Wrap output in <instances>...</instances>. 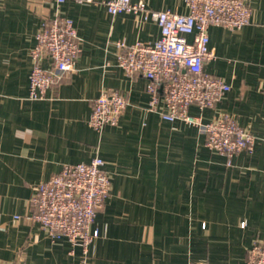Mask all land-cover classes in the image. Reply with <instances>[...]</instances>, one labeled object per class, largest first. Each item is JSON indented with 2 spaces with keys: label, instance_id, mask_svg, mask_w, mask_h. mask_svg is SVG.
<instances>
[{
  "label": "crops",
  "instance_id": "0c3cea01",
  "mask_svg": "<svg viewBox=\"0 0 264 264\" xmlns=\"http://www.w3.org/2000/svg\"><path fill=\"white\" fill-rule=\"evenodd\" d=\"M107 1L0 0V264L80 261L79 247L52 240L29 217L41 183L96 157L112 187L89 264H247L253 244L264 242V0H248L251 24L242 30L209 29L216 58L204 70L231 90L214 109L189 110L205 123L230 116L255 137L254 152L231 164L197 127L163 120L162 102L150 110L145 78L119 67L116 43L154 44L160 28L143 15H111ZM140 1L189 12L187 0H132ZM57 14L73 21L82 52L44 99L31 100L36 35ZM106 91L123 94L128 106L117 127L96 132L88 121Z\"/></svg>",
  "mask_w": 264,
  "mask_h": 264
},
{
  "label": "built area",
  "instance_id": "2783aa9c",
  "mask_svg": "<svg viewBox=\"0 0 264 264\" xmlns=\"http://www.w3.org/2000/svg\"><path fill=\"white\" fill-rule=\"evenodd\" d=\"M57 6L68 1L94 3L95 0H53ZM188 14L170 10L153 11L142 1L109 0L105 6L111 15L133 13L154 21L161 31L154 44H127L118 41V65L130 77L145 78L150 95V110L164 105L161 117L197 127L206 137V145L228 160L240 153L254 152L255 137L233 118L220 116L205 123L192 116V106L201 111L214 109L231 87L222 78L204 70L207 61L216 58L210 49L209 29L220 27L237 32L251 24L252 10L248 0H187ZM192 37L191 40L188 38ZM82 52L73 21L56 15L45 20L36 35L31 52L34 62L29 77V98L41 100L65 74L72 72ZM45 61L50 67L45 68ZM128 106L118 91H106L95 100L88 125L96 132L117 127ZM111 178L103 159L89 163L66 164L50 180L41 183L32 200L35 212L32 224L45 230L52 240L63 237L82 257L73 264H89L90 248L100 237L95 227L98 213L111 192ZM246 223L242 224L245 227ZM74 254V251L72 252ZM190 264H213L193 262ZM247 264H264V242H255L249 250Z\"/></svg>",
  "mask_w": 264,
  "mask_h": 264
}]
</instances>
